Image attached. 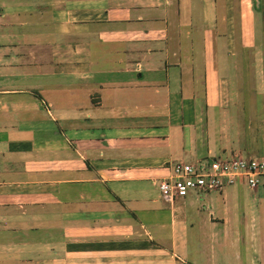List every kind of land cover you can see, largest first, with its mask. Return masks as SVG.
Listing matches in <instances>:
<instances>
[{
  "label": "crops",
  "instance_id": "0c3cea01",
  "mask_svg": "<svg viewBox=\"0 0 264 264\" xmlns=\"http://www.w3.org/2000/svg\"><path fill=\"white\" fill-rule=\"evenodd\" d=\"M264 157V0H0V264H264V189L171 201L170 164Z\"/></svg>",
  "mask_w": 264,
  "mask_h": 264
},
{
  "label": "built area",
  "instance_id": "2783aa9c",
  "mask_svg": "<svg viewBox=\"0 0 264 264\" xmlns=\"http://www.w3.org/2000/svg\"><path fill=\"white\" fill-rule=\"evenodd\" d=\"M237 184L264 189V157L231 154L195 162L177 161L170 164L168 175L157 181L160 196L168 201L189 192L204 194Z\"/></svg>",
  "mask_w": 264,
  "mask_h": 264
}]
</instances>
